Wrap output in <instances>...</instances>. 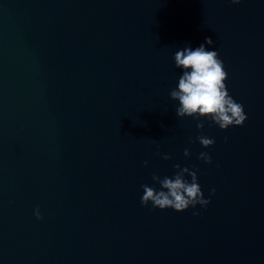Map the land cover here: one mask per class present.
Listing matches in <instances>:
<instances>
[{
  "label": "clouds",
  "instance_id": "clouds-1",
  "mask_svg": "<svg viewBox=\"0 0 264 264\" xmlns=\"http://www.w3.org/2000/svg\"><path fill=\"white\" fill-rule=\"evenodd\" d=\"M230 2L239 4L241 0H230ZM205 44L213 45L214 41L211 37H205V43L195 49L186 45L174 54L175 66L182 70L177 86L170 91V98L179 103L176 115L179 118L192 117L197 121L207 120L210 122L209 126L215 125L221 130L242 127L247 120L244 107L229 94L226 84L228 72L218 51L208 50ZM204 126L203 122L196 124L198 130H202ZM196 140L205 149L215 144L213 138L203 134L198 135ZM224 140L227 143L228 137ZM183 154L185 157L191 155L187 148L184 149ZM162 158L170 160L172 157L164 154ZM198 159L205 164L212 163V157L208 152H200ZM147 163L145 161V166ZM173 167L175 173L171 177L161 178L155 173L152 175L154 184L160 185L159 190L155 186L141 185L143 190L141 205L147 207L151 204L153 209H173L176 212H183L189 208L195 209L197 205L206 209L216 189L211 188L209 197L205 198L198 182V169L195 166L189 168L175 164ZM217 167L220 165L217 164ZM34 214L38 220L43 219L38 207L34 210ZM192 215L198 217L200 212L193 211Z\"/></svg>",
  "mask_w": 264,
  "mask_h": 264
},
{
  "label": "water",
  "instance_id": "water-1",
  "mask_svg": "<svg viewBox=\"0 0 264 264\" xmlns=\"http://www.w3.org/2000/svg\"><path fill=\"white\" fill-rule=\"evenodd\" d=\"M22 0H0V195L11 131Z\"/></svg>",
  "mask_w": 264,
  "mask_h": 264
}]
</instances>
